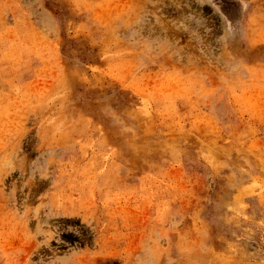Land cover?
<instances>
[{
  "label": "rangeland",
  "instance_id": "obj_1",
  "mask_svg": "<svg viewBox=\"0 0 264 264\" xmlns=\"http://www.w3.org/2000/svg\"><path fill=\"white\" fill-rule=\"evenodd\" d=\"M0 264H264V0H0Z\"/></svg>",
  "mask_w": 264,
  "mask_h": 264
}]
</instances>
